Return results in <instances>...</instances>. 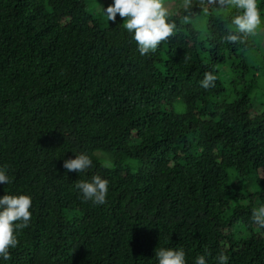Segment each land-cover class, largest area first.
Instances as JSON below:
<instances>
[{
  "label": "trees",
  "instance_id": "obj_1",
  "mask_svg": "<svg viewBox=\"0 0 264 264\" xmlns=\"http://www.w3.org/2000/svg\"><path fill=\"white\" fill-rule=\"evenodd\" d=\"M166 3L176 30L142 56L124 19L89 0H0V168L12 180L0 197L33 201L3 264H157L160 247L187 264H264L251 222L264 204V24L231 44L235 10ZM73 152L93 166L67 172ZM94 175L109 181L104 205L75 189Z\"/></svg>",
  "mask_w": 264,
  "mask_h": 264
},
{
  "label": "clouds",
  "instance_id": "obj_2",
  "mask_svg": "<svg viewBox=\"0 0 264 264\" xmlns=\"http://www.w3.org/2000/svg\"><path fill=\"white\" fill-rule=\"evenodd\" d=\"M208 5L212 11L221 16L235 10L231 17V26L235 32L229 30L223 37L231 44L242 43L246 37L255 36L264 24V11L258 6V0H198V7L207 12ZM183 10L190 13L193 0H184ZM107 21L115 22L117 14L124 19L123 27L135 41L137 50L143 55L155 53L162 42L173 36L176 23L171 20L165 0H112L107 8L103 7ZM185 20L189 16L184 17ZM216 75L205 72L200 81L201 87L208 89L214 86ZM75 153V152H73ZM93 166V160L87 153H75V158L65 159L64 169L67 172L85 173ZM111 168L113 163L105 159L101 165ZM12 180L5 168H0V184H11ZM109 181L100 175H94L90 181L78 180L75 189L79 191L85 202L104 205L107 202ZM33 201L28 194H7L0 197V264L10 259V250L18 245L17 234L29 227L32 219ZM251 222L260 229H264V204H259L252 210ZM217 264H229V257L223 253L217 256ZM157 264H187L186 254L178 248L160 247L156 251ZM194 264H207L206 255L195 258Z\"/></svg>",
  "mask_w": 264,
  "mask_h": 264
},
{
  "label": "rangeland",
  "instance_id": "obj_3",
  "mask_svg": "<svg viewBox=\"0 0 264 264\" xmlns=\"http://www.w3.org/2000/svg\"><path fill=\"white\" fill-rule=\"evenodd\" d=\"M89 1H90L89 8H93L94 10L96 9L99 12L103 11V7L107 8V6H109L112 2V0H89ZM103 17H105V15H103ZM197 23L199 25V21H197ZM261 88L264 89V83L261 84ZM97 154L98 156L101 157L102 161H105V159H110L113 162V155L101 151L98 152Z\"/></svg>",
  "mask_w": 264,
  "mask_h": 264
}]
</instances>
